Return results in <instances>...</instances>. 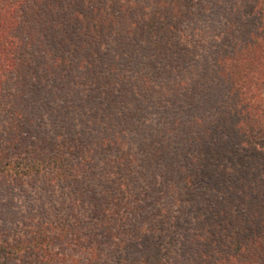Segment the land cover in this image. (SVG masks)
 <instances>
[{
	"label": "trees",
	"instance_id": "trees-1",
	"mask_svg": "<svg viewBox=\"0 0 264 264\" xmlns=\"http://www.w3.org/2000/svg\"><path fill=\"white\" fill-rule=\"evenodd\" d=\"M0 264H264V0H0Z\"/></svg>",
	"mask_w": 264,
	"mask_h": 264
}]
</instances>
